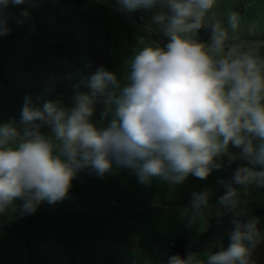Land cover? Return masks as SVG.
Here are the masks:
<instances>
[{"label": "clouds", "instance_id": "9594fccd", "mask_svg": "<svg viewBox=\"0 0 264 264\" xmlns=\"http://www.w3.org/2000/svg\"><path fill=\"white\" fill-rule=\"evenodd\" d=\"M27 0H0V36L8 35L4 9ZM121 10L165 9L154 16L168 42L145 43L127 64L123 79L103 67L87 81L88 93L77 92L73 107L62 96L42 106L24 98L21 131L13 122L0 124V214L19 210L27 216L42 201L54 204L68 196L78 171L99 177L113 166L130 169L141 184L153 178L183 183L189 175L206 179L219 169L217 158L229 163L245 159L264 166V56L256 44L230 42L229 29L239 28L238 13L207 23L216 0H117ZM20 16L27 19L24 10ZM167 21V23H165ZM21 22V21H18ZM202 27L211 42L195 39ZM108 86L119 89L101 112L107 124L92 121L98 96ZM52 134L41 133V124ZM240 149L238 154L229 146ZM225 194L219 204L233 214L227 248L206 257L172 255L167 264H254L253 250L264 240L256 217L247 214L234 185L264 187V171L237 167L221 181ZM17 201L21 203L17 205ZM192 218L209 208L207 190L193 193ZM219 217L221 212H217Z\"/></svg>", "mask_w": 264, "mask_h": 264}, {"label": "rangeland", "instance_id": "374dc122", "mask_svg": "<svg viewBox=\"0 0 264 264\" xmlns=\"http://www.w3.org/2000/svg\"><path fill=\"white\" fill-rule=\"evenodd\" d=\"M64 1L27 0L4 9L10 33L0 36V124L13 122L23 130L20 115L26 96L42 106L59 94L71 108L77 92L90 91L87 81L97 69L103 67L122 80L127 64L145 43L168 42L163 25L154 22L165 9L141 8L126 16L117 0L83 5ZM24 10L27 19L20 16ZM232 12L238 13L239 28L236 33L229 29L230 42L256 44L264 56V0H216L206 24L213 19L226 24ZM20 20L24 27L16 25ZM119 94V89L108 86L98 96L91 117L98 127L111 119L101 120L106 101ZM40 131L52 134L48 124L42 123ZM217 163L221 167L206 179L189 175L180 184L160 178L141 184L130 169L115 165L104 177L88 168L78 171L62 201H42L27 216L18 209L0 214V264H167L179 237L189 242L187 255L206 257L221 244L227 248L233 214L219 199L225 188L221 181L229 180L230 163L226 155ZM242 166L264 171V166L245 159ZM205 190L209 208L193 220V193ZM238 197L247 207L244 220L253 210L260 212L256 218L264 235V187L239 185ZM251 260L264 264V240Z\"/></svg>", "mask_w": 264, "mask_h": 264}, {"label": "trees", "instance_id": "16d2710c", "mask_svg": "<svg viewBox=\"0 0 264 264\" xmlns=\"http://www.w3.org/2000/svg\"><path fill=\"white\" fill-rule=\"evenodd\" d=\"M90 0H65L63 2V4H67V5H83L88 3ZM120 9V7H118ZM124 11V10H123ZM133 19V18H132ZM131 19V20H132ZM165 23H167V21H165ZM160 28H162V26H160ZM211 29L208 27H202L201 29H199L197 31V33L195 34V39H197L200 42L203 43H210L211 42ZM229 151L238 154L240 152V149L238 148H234L231 145L229 146ZM244 159H237L236 161L230 163V173H229V180L231 179L234 170L237 167H241L242 166V162ZM238 186L239 185H234V187L237 188L238 190ZM226 189L224 188L222 190V195L225 194ZM260 214V212H256V211H252L251 212V217H256ZM248 219V217L245 219V221ZM41 234H45L44 231L41 232ZM205 236V235H204ZM189 247V242L187 241L186 238H182L179 237L172 245V249H173V255H179L182 258H185L187 256V249Z\"/></svg>", "mask_w": 264, "mask_h": 264}, {"label": "built area", "instance_id": "2783aa9c", "mask_svg": "<svg viewBox=\"0 0 264 264\" xmlns=\"http://www.w3.org/2000/svg\"><path fill=\"white\" fill-rule=\"evenodd\" d=\"M123 11V10H122ZM123 13L126 14V16L128 15V12L126 11H123ZM21 21V20H20ZM16 25L19 26V27H24L25 26V21H21V22H16Z\"/></svg>", "mask_w": 264, "mask_h": 264}]
</instances>
